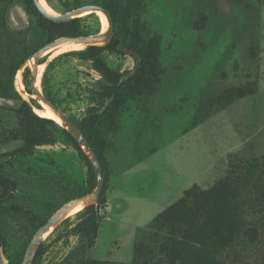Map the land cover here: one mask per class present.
Returning <instances> with one entry per match:
<instances>
[{
	"label": "rangeland",
	"instance_id": "374dc122",
	"mask_svg": "<svg viewBox=\"0 0 264 264\" xmlns=\"http://www.w3.org/2000/svg\"><path fill=\"white\" fill-rule=\"evenodd\" d=\"M48 1L56 14H62L83 5H99L101 0ZM3 8L0 0V13ZM8 13L9 29L0 22V57L9 48L38 51L45 45L37 17L30 15L28 24L17 29L11 27ZM97 14L89 10L77 16L84 33L102 31ZM203 15L207 20L199 29L194 24H202ZM142 19L151 33L162 37L160 60L166 72L153 101L142 95L130 98L116 117L117 131L106 153L109 188L107 203L101 208L103 222L95 246L86 253L119 263H130L137 236L148 231L147 223L186 189L195 183L208 188L223 177L231 153L264 155V1L144 0ZM253 34L260 43L256 59L250 57L248 48ZM81 50L56 47L39 59L43 66L39 88L75 122L101 106L98 94L104 84L92 62L78 58ZM104 57L123 73L135 66L129 53L106 50ZM29 58L21 65L24 90L19 91L14 82L13 93L34 101L36 108L39 102L26 94L33 92ZM6 71L10 74L9 66ZM254 79L259 82L256 94L189 127L201 99ZM144 125L145 142L136 151L130 141L134 129ZM17 126L14 109L0 107V133ZM53 132L56 143L39 146L28 155L0 159V171L17 184L13 201L43 219H49L65 202L92 191L88 167L67 130L58 124ZM5 145L0 143V147ZM80 211L45 235L41 244L45 252L38 264H61L80 250L81 238L73 231ZM0 221L7 238L3 248L7 258L29 244L36 228L12 213H4ZM243 254L254 264L264 263V241L247 245Z\"/></svg>",
	"mask_w": 264,
	"mask_h": 264
},
{
	"label": "trees",
	"instance_id": "16d2710c",
	"mask_svg": "<svg viewBox=\"0 0 264 264\" xmlns=\"http://www.w3.org/2000/svg\"><path fill=\"white\" fill-rule=\"evenodd\" d=\"M18 1L23 2L31 16L37 17L45 44L61 36L86 34L80 27L79 17L67 22L47 19L40 13L34 0H3L4 8L0 13L2 26L9 29L8 6ZM99 5L109 10L115 24V36L106 45L87 46L77 56L90 60L93 69L104 79L98 94L101 106L94 108L81 121L74 122L88 138L101 161L105 185L99 204H91L82 209L79 221L73 227L75 234L81 238L80 250L69 255L61 264H254L245 260L243 253L247 245L262 244L264 241V155L246 157L236 153L230 154L227 173L223 177L208 188L193 184L147 223L149 230L137 236L130 263L86 255L95 246L103 222L101 208L107 203L109 188L106 153L110 139L117 131L116 117L130 98L142 95L148 102L153 101L166 72V67L160 60L162 37L158 32L151 33L142 19L144 0H101ZM206 20L207 17L203 15V23L198 21L199 23L194 24L195 27L203 29ZM248 48L250 57L256 59L260 52L256 35L251 36ZM125 49L134 51L129 55L134 58L135 66L131 71L123 73L107 63L104 53L110 50L128 54ZM35 51L36 48L28 47L22 52L9 48L0 57L1 97H17L13 93L16 72ZM7 66L10 67V74L6 71ZM258 90L259 82L254 79L229 86L218 94L201 99L189 127H195L213 112L230 106L238 99L252 96ZM109 100L110 103L105 107ZM31 102L34 101L24 100L19 108L14 109L18 126L7 133H0L1 144L19 140L23 145L0 153V159L28 155L39 146L56 143L53 128L58 123L38 114L36 108H42L41 105L37 104L35 108ZM103 107L105 109L100 112ZM156 121L158 117L152 123L156 124ZM146 130L145 125L134 129L130 143L136 151L145 140L143 136ZM66 133L88 167L89 186L93 190L97 184L93 166L79 144ZM16 186L14 179L0 171V218L4 213L20 215L37 230L48 219L35 215L30 209L13 201ZM6 246L7 238L0 225V248ZM26 247L27 244L18 247L13 256L8 257L7 264H20ZM44 252L45 248L40 245L33 264H38Z\"/></svg>",
	"mask_w": 264,
	"mask_h": 264
},
{
	"label": "water",
	"instance_id": "95a60500",
	"mask_svg": "<svg viewBox=\"0 0 264 264\" xmlns=\"http://www.w3.org/2000/svg\"><path fill=\"white\" fill-rule=\"evenodd\" d=\"M34 3L38 7L40 13L47 19L56 21V22H67L72 20L73 18L79 16V14H82L89 10L94 11H101L105 14L107 21H108V28L106 31H101L96 34H85V35H79V36H61L57 39L45 44L43 47H41L38 51L33 53L30 58L28 59L31 64V72H32V93H27L28 95L35 96L36 100L40 102L41 104H44L45 106L49 107L61 120V126L67 130V132L74 138V140L79 144V146L83 149L84 153L88 157L90 163L93 166L95 175L97 177V184L96 187L89 193L73 198L67 202H65L60 208L57 209V211L43 224L41 225L36 232L34 233L33 237L31 238L29 244L26 247V250L24 252L23 258L21 260L20 264H33V261L35 259V256L37 254V251L42 244L45 235L54 227H56L58 224H60L65 218H67L69 215H71V212L77 208L78 206H81V210L84 209L86 206L95 204L98 205L101 197V193L103 191L104 185H105V176L103 173V167L101 164V161L96 153V151L91 146L88 138L85 136V134L81 131L79 126L52 100L47 98V96L43 93V91L40 88L36 87L38 75H39V59L43 56V54L53 48L59 47L63 43L67 42H75V43H81L85 45L86 47L89 45H106L108 44L115 36V24L113 21V18L109 12L108 9L103 7L102 5L97 4H91V5H83L81 7H78L76 9H72L70 11H67L62 14H54L49 11H47L41 4L40 0H34ZM19 6V11L21 10L20 14L22 16V20L19 18L20 14L19 11L15 9V5ZM9 15V23L12 28L22 29V27H25L26 24H28V17L30 14L26 11L25 6L23 2L18 1L14 2L12 4V7L8 11ZM14 16L16 18L15 21H17L16 24H12L10 22V18ZM85 47V48H86ZM125 52L133 54V50L125 49ZM23 65V64H22ZM21 67L17 70L16 76H15V84L17 89L20 91V89L24 90V84H23V77L21 75ZM26 100L24 98H17V97H1L0 96V107H8L12 109H17L21 106L22 102ZM28 101V100H27ZM111 100H109L105 107L110 103ZM30 102V101H29ZM32 103V102H31ZM105 107H103L100 112H102ZM37 112V111H36ZM55 120V119H53ZM56 121V120H55ZM57 122V121H56ZM23 145L22 141L15 140L11 141L7 145L0 147V153L6 152L8 150L13 149L16 145ZM8 263V257H5L3 248H0V264H7Z\"/></svg>",
	"mask_w": 264,
	"mask_h": 264
},
{
	"label": "bare ground",
	"instance_id": "6f19581e",
	"mask_svg": "<svg viewBox=\"0 0 264 264\" xmlns=\"http://www.w3.org/2000/svg\"><path fill=\"white\" fill-rule=\"evenodd\" d=\"M42 6L49 12L51 13H55V10L51 7V5L49 4V1L48 0H40ZM15 9H17L19 11V6L16 7ZM21 10L18 12L20 14ZM97 12L101 22H102V31H106V29L108 28V21H107V18L105 16V14L101 11H95ZM22 13V12H21ZM21 20H22V16L20 14V17H19ZM16 18H14V16H12L10 18V22L14 25L17 23V21H15ZM59 48L63 51H67V50H81V49H84V45L81 44V43H75V42H67V43H63L59 46ZM43 70V66L40 64L39 65V75L41 73V71ZM36 87L39 88V76H38V79H37V83H36ZM27 94V93H26ZM34 99L35 96H32ZM38 101V100H37ZM39 104H41L39 102ZM42 108H36V111L38 114H40L41 116L43 117H47V118H51V119H55L57 121V123L60 125L61 124V120L59 119V117H57V115L47 106H45L44 104H41ZM81 206H78L77 208H75L71 214L73 212H76L78 210H81Z\"/></svg>",
	"mask_w": 264,
	"mask_h": 264
},
{
	"label": "flooded vegetation",
	"instance_id": "af4514ba",
	"mask_svg": "<svg viewBox=\"0 0 264 264\" xmlns=\"http://www.w3.org/2000/svg\"><path fill=\"white\" fill-rule=\"evenodd\" d=\"M127 53V52H126ZM131 54V53H130ZM17 73V72H16ZM16 76V75H15ZM14 82H15V80H14ZM32 93V92H31ZM18 98V97H17ZM48 98V97H47ZM32 100H34V99H32ZM36 100V99H35ZM37 101V100H36ZM54 102V101H53ZM55 103V102H54ZM14 149V148H13Z\"/></svg>",
	"mask_w": 264,
	"mask_h": 264
}]
</instances>
